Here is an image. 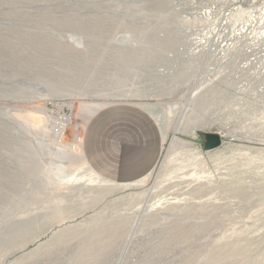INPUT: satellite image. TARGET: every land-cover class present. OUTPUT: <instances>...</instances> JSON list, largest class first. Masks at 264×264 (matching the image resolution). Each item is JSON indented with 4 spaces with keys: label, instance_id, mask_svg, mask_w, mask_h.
Masks as SVG:
<instances>
[{
    "label": "rangeland",
    "instance_id": "obj_1",
    "mask_svg": "<svg viewBox=\"0 0 264 264\" xmlns=\"http://www.w3.org/2000/svg\"><path fill=\"white\" fill-rule=\"evenodd\" d=\"M262 32L264 0H0V264H264ZM115 106L163 132L140 179L90 161Z\"/></svg>",
    "mask_w": 264,
    "mask_h": 264
},
{
    "label": "crops",
    "instance_id": "obj_2",
    "mask_svg": "<svg viewBox=\"0 0 264 264\" xmlns=\"http://www.w3.org/2000/svg\"><path fill=\"white\" fill-rule=\"evenodd\" d=\"M143 110L115 106L102 115L96 126V142L88 148L90 161L96 169L111 171L112 164L119 162L125 166L119 164L120 168H113L115 177L123 172L135 174L136 179L149 174L162 147L159 132L162 139L164 135L161 129L156 130L152 118Z\"/></svg>",
    "mask_w": 264,
    "mask_h": 264
},
{
    "label": "water",
    "instance_id": "obj_3",
    "mask_svg": "<svg viewBox=\"0 0 264 264\" xmlns=\"http://www.w3.org/2000/svg\"><path fill=\"white\" fill-rule=\"evenodd\" d=\"M203 139H204L203 149L206 152L218 149L222 144L221 136L218 134L204 133Z\"/></svg>",
    "mask_w": 264,
    "mask_h": 264
},
{
    "label": "bare ground",
    "instance_id": "obj_4",
    "mask_svg": "<svg viewBox=\"0 0 264 264\" xmlns=\"http://www.w3.org/2000/svg\"><path fill=\"white\" fill-rule=\"evenodd\" d=\"M248 28H249V27H248ZM248 28L246 27V30H248ZM217 33H219V32H217ZM242 33H245V34L247 33V34L250 35V34H251V31L248 30V31L246 32L244 29H240L239 31L235 32L234 35H232V36H233V37H237V36H240ZM259 36H260V37L264 36V32L260 33ZM202 40H203V39H202ZM199 43H200V42H199ZM202 43H203V42H202ZM216 43H220V46H221V47H227V46L229 45V44H227V40H225V42H224L223 40L221 41V38H220L219 35H218L217 38H216ZM204 44H205V43H204ZM204 46H205V45H204ZM263 46H264V45H263ZM64 120H66V119L64 118ZM257 155H258V154H257ZM257 159H258V158H257ZM258 161H259V160H258ZM97 180H98V179H97ZM100 181H101V180H100Z\"/></svg>",
    "mask_w": 264,
    "mask_h": 264
}]
</instances>
